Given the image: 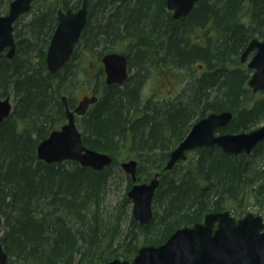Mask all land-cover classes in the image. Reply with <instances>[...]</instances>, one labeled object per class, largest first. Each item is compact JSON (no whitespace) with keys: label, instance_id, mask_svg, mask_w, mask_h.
<instances>
[{"label":"trees","instance_id":"obj_1","mask_svg":"<svg viewBox=\"0 0 264 264\" xmlns=\"http://www.w3.org/2000/svg\"><path fill=\"white\" fill-rule=\"evenodd\" d=\"M11 1L0 0V15L7 12ZM118 1L126 8L125 15L114 17V29L104 17L93 22L97 2L104 6ZM218 1L221 3L211 7L208 4L214 2L200 0L189 16L176 20L167 10L166 0H89V19L81 40L70 61L57 73L48 71L46 55L58 11L78 9L82 0H35L29 16L15 24L17 54L8 58L0 53V95L14 97L13 111L0 125V209L4 217L0 240L11 264H107L114 258L131 261L143 240L160 244L176 229L194 225L210 212L227 209L242 217L244 199L264 200V167L255 166L253 161L264 157V141L251 154L202 147L195 150L194 159L187 157L192 163L185 169L175 165L166 170L164 165L195 117L230 110L234 119L219 131L232 133L252 130L264 121V92H253L248 84L252 70L240 59L253 37H264V0H251L241 16L235 10L241 0ZM209 7L212 27L207 34L202 31L207 42L199 44L189 38V19ZM125 16L129 18L123 22ZM166 18L176 21L175 31L165 25ZM255 23L260 26L254 29ZM178 35H183V40L178 41ZM144 38L151 42L140 59L141 68H156L160 74L166 70L180 81L188 72L177 68L179 73L173 72L172 66L184 68L185 64L178 63L183 58L179 55L208 53L201 58L205 69L193 76L185 91L187 100L164 109L158 101L167 99L145 97L142 88L149 81L155 84L158 76L149 75L136 87L131 82L125 88L105 87L99 101L80 117L78 126L84 143L111 153L112 164L95 170L76 161L47 163L40 159L38 144L66 120L60 87L70 73L90 67L92 79L97 64L103 70L99 60L106 52L126 53L132 60L142 51ZM222 69L229 71L227 76ZM98 90V85L91 86L92 92ZM129 90L136 92L141 107L122 113L123 107L130 106ZM163 109L166 113L160 120ZM128 157L138 160L140 180L145 174L141 182L160 174L148 224L134 218L127 191L121 201L109 200L112 179L118 176L115 170ZM127 179L129 189L130 175ZM260 203L263 209L256 213L264 216V202Z\"/></svg>","mask_w":264,"mask_h":264},{"label":"water","instance_id":"obj_2","mask_svg":"<svg viewBox=\"0 0 264 264\" xmlns=\"http://www.w3.org/2000/svg\"><path fill=\"white\" fill-rule=\"evenodd\" d=\"M34 0H12L7 13L0 15V52L12 58L16 53L14 23L30 11ZM199 0H167L168 7L175 9V17L187 15ZM88 2L82 0L77 11L59 10L58 24L53 33L46 56L49 72L60 70L72 57L88 22ZM256 50L248 67L254 69L249 85L256 92L264 89V38L251 39L242 53L246 62L250 51ZM108 83H124L128 77L126 55L109 52L103 56ZM67 108V121L53 129L37 146V155L47 163L76 161L82 166L101 170L110 165L112 157L88 147L76 123V115H84L90 104L98 101L96 95H85L70 110L67 96L62 97ZM13 103L10 97H0V124L10 116ZM232 112H211L194 124L186 136L171 152L165 168L172 169L177 162L187 158V151L203 146L218 145L230 154H251L264 140V124L237 133L218 132L226 127ZM133 180L137 179L136 159L121 163ZM160 184L157 172L149 182H136L127 192L133 202L132 213L136 220L148 224L153 217V200ZM4 217L0 209V236ZM7 253L0 240V264H7ZM107 264H264V216L248 212L237 219L229 210L207 213L202 222L175 230L159 245H143L132 261L115 258Z\"/></svg>","mask_w":264,"mask_h":264},{"label":"bare ground","instance_id":"obj_3","mask_svg":"<svg viewBox=\"0 0 264 264\" xmlns=\"http://www.w3.org/2000/svg\"><path fill=\"white\" fill-rule=\"evenodd\" d=\"M216 3H221V2H219L218 0L217 1H215L214 3H212V4H208V6H214V7H216ZM119 5H121V6H119ZM122 5H124V3H122L121 1H118L117 3H115L114 5H112V4H109V5H102V4H98V2L96 3V5H95V9H94V14H95V17H97L96 19V21L97 22H99L100 21V19H101V17H104L107 21H109L108 23H109V26H110V28L111 29H114V27L115 26H113V23H114V20H116L114 17H117V16H123V15H125V12H124V9L126 8L125 6H122ZM251 5V0H241L240 2H239V5H237L236 6V8H235V10H236V14L237 15H243L244 14V12H245V9L248 7V6H250ZM166 6H167V10L171 13V15H172V17H173V19H179V18H181V17H187V16H189L190 15V13H191V11L193 10V8H192V10L187 14V15H184V16H181V17H179V18H177V17H175V9H170L169 7H168V4H167V0H166ZM197 6V5H196ZM201 11H204V12H202L201 13ZM205 12H208L207 14H208V16H207V18H205ZM199 13L200 14H198V16L196 17V15L195 14H193L191 17H190V19H189V27H191V29L189 30V38L191 39V40H195V33L193 32L194 31V27L196 26V23L198 24V26H197V28H199L200 30H202L204 33H209V31H210V29H211V27H212V17L210 18V7L207 9H204V8H201L200 9V11H199ZM223 13H225V12H223ZM88 14H89V7H88ZM202 14V15H201ZM127 18H129L128 16H125V17H123V22L124 21H126L127 20ZM166 19H168V18H166ZM103 22H105V21H103ZM165 25H167V26H169V29H171L172 28V31H175L176 30V28H174L175 27V25H176V21L175 20H172V19H168V20H166L165 21ZM113 26V27H112ZM123 27V25L121 26V28ZM185 27V26H184ZM196 29V28H195ZM181 37V38H180ZM188 37V36H187ZM143 37H141V38H139L138 40H141ZM207 38H208V36H207ZM253 38H258V37H253ZM252 38V39H253ZM179 39H181V40H183V35H178L177 36V40L179 41ZM149 39H147V38H144L143 39V41H142V43H143V49H142V51L141 52H139V53H137V55H135L134 56V59H130L129 58V61H128V71L131 73V74H134L136 77L138 76V73H139V70H140V67H141V64H142V61L140 60V59H142V57L145 55V50H147V48H148V46L150 45L149 44V42H151L150 40L148 41ZM207 42V40H205L204 39V37H203V39L202 40H198V42H199V44H202V42ZM251 41V40H250ZM249 41V42H250ZM188 42L189 41H187V44H188ZM154 45H156V43H155V41H154V43H153ZM190 44V43H189ZM208 44H209V41H208ZM249 44V43H248ZM157 46H159V43H157ZM248 47V45L246 46V48ZM246 48L244 49V51L246 50ZM149 49V48H148ZM243 51V52H244ZM114 52H118V53H120L119 51H114ZM242 52V53H243ZM242 53L240 54V58H241V56H242ZM176 54L177 55H179V53H178V51H176ZM207 55H208V53H205V52H198V51H195V52H193L192 54H186V55H179L180 57H183V58H181L180 59V62L178 61V63L179 64H185L184 65V68H179L177 65L176 66H172V67H174L173 68V72L175 73V72H177V69H184L186 72H188V74H186L185 75V77L184 78H182L181 79V81H180V84L178 85V88H176L174 91H172V92H170V94H167V95H162V94H157V95H155V98L157 99V100H163V99H167V100H165V101H158V102H160L162 105H163V107H164V109H167V108H169L170 106H172V105H178L180 102H182V101H186L187 99V97H186V94H185V91H188L189 90V85H190V82L192 81V78H193V76L194 75H197V74H200L201 72H202V70H204L205 69V67H206V64L205 63H203L202 61H201V58H205V57H207ZM226 61H228V59L226 60ZM199 66V70L198 71H196L195 70V68H197ZM175 68H177V69H175ZM247 68L248 69H250L251 70V68H249L248 66H247ZM214 71L216 70V69H213ZM102 69H101V67L100 66H98V68H97V70H96V72L95 71H93L92 72V78H93V76L95 75V84H93V85H98V89L101 91V92H103L104 93V89H106L105 87H108V86H110V83H108V81L107 82H105V80L107 79V78H105V75H102ZM222 72H224V76H227L228 75V70H226V69H222ZM152 73H153V75H152ZM177 73H179V72H177ZM149 75H151L152 77H157V75H159V71L155 68V69H147V70H145V72L143 73V76H142V79L141 80H148L149 79ZM135 83H137L136 81L134 82L133 80H132V82H131V84L134 86V87H136L137 86V84H135ZM146 86H147V83L144 85V88H142V90L143 89H145L146 88ZM128 95H129V101H130V106L129 107H123L122 108V113H126L127 112V110H135V109H137V108H140L141 107V105L139 104V102L137 101V97H136V92L134 91V90H129V93H128ZM9 97H10V99L12 100V101H14V97L13 96H11V95H8ZM7 96V97H8ZM157 100H155V102L157 101ZM140 106V107H139ZM162 110V114H161V118H160V120H163V114L164 113H166V111L165 110ZM227 111H230V110H227ZM232 112V111H231ZM207 116V115H206ZM205 117V116H204ZM234 117H235V113L234 112H232V118H231V120H230V122H229V124L231 123V121L234 119ZM203 118V117H202ZM200 119L201 118H197V117H195L194 119H193V121H192V126L194 125V124H196V123H198L199 121H200ZM192 126L190 127V130H191V128H192ZM228 126V125H227ZM190 130H189V132H190ZM95 131V130H94ZM188 132V133H189ZM188 133L181 139V141H183L184 139H186V136L188 135ZM232 133V132H231ZM235 133H237V132H235ZM97 133H95L94 132V135H96ZM42 141V140H41ZM180 141V142H181ZM179 142V143H180ZM178 143V144H179ZM177 144V145H178ZM176 145V146H177ZM88 146V145H87ZM215 146H217V147H219L218 145H215ZM215 146H203V147H215ZM88 147H90V146H88ZM90 148H92V149H95V148H93V147H90ZM199 148H202V147H199ZM199 148H197V149H199ZM221 150H223L221 147H219ZM197 149H194V150H189V151H187V156H189V155H191V154H194L195 153V150H197ZM95 150H97V149H95ZM98 151H100V152H102V153H104V154H108L110 157H112V161H114V157H113V155L111 154V153H109L108 151H104V150H98ZM124 151H125V149H124ZM224 151V150H223ZM225 152V151H224ZM227 153V152H226ZM131 159H135V158H133V157H128V159H125V160H131ZM85 167H87V166H85ZM131 181H132V185H131V187L134 185V184H136V182H138V183H140L141 182V180H140V178H139V176H138V174H137V179L136 180H133L132 178H131ZM144 182H147V180L146 181H144ZM130 187V188H131ZM129 188V189H130ZM129 189H128V191H129ZM127 191V192H128ZM121 199H122V196L118 199L119 201H121ZM230 211V210H229ZM231 212V211H230ZM232 213V212H231ZM2 230H3V228H2ZM7 257H8V255H7ZM7 264H11L9 261H8V258H7Z\"/></svg>","mask_w":264,"mask_h":264},{"label":"rangeland","instance_id":"obj_4","mask_svg":"<svg viewBox=\"0 0 264 264\" xmlns=\"http://www.w3.org/2000/svg\"><path fill=\"white\" fill-rule=\"evenodd\" d=\"M207 1L215 2V0H206V2ZM196 5L194 7H196ZM96 18L97 17H95V16L93 17V22L95 20H97ZM257 24L258 23L252 24V28L254 27V29H255L256 27L260 26ZM193 32L195 33V40H202L203 39L202 30H200L199 28H196V29H194ZM157 55H155V56H157ZM157 59H158V62L162 63L160 61L159 57ZM158 62H157V65H158ZM153 68H155V67L153 66ZM163 68H162V70H163ZM195 70L198 71L199 66L197 68H195ZM84 71H86V72H84ZM84 71L83 72L82 71L76 72L75 74L73 72L70 73V75L65 79V81L62 83V85L60 87L61 91L63 92L64 95L68 94L69 96H71V98H73V102L75 100L77 102L84 95L92 93L91 92V86L93 85V80L91 79L90 67H88L87 70L84 69ZM157 76L159 79L158 80L154 79L155 84L152 85V82L149 81L146 88L142 90V94L145 97L157 95L159 93L162 95L170 94V92H172L176 88H178V85L180 84V77L173 74V73H166V70H163L162 73L161 74L159 73V75H157ZM143 82H144V80H143ZM253 92H254V90H253ZM254 93H257V92H254ZM218 112H220V111H218ZM262 124H264V121L260 125H262ZM260 125H258V126H260ZM79 126H80V120H79ZM189 158L194 159V154L189 155L188 159ZM188 159L177 162L176 163L177 167L181 170V169H185L186 167L190 166V164L192 162H190V160H188ZM122 161H124V160H122ZM167 161L168 160H166L164 163L165 166L167 164ZM253 161L256 164L255 166L260 167V168L264 167V157H262V158L255 157V160H253ZM115 171L118 174V176H116L112 179L113 184L110 187V194H109V200L112 202H115V201L117 202V200L121 197V195L124 192L128 191L127 187L129 184L128 179H127V176L129 174L123 169V167L121 165H119ZM141 176H142L141 181H143L145 179V174L144 175L141 174L140 177ZM260 201L264 202V200L262 198L256 199L255 197H253V199L251 200L249 197H247L246 199H244V201L242 202V203H244L243 209L246 210L244 214H246L248 212L256 213L258 211V209H260V208L263 209V207H262L263 204H261ZM236 205L237 204H234L231 207L234 208ZM131 208H133V202H132ZM142 242H144V243H140V245L155 244V243H145L146 240H143Z\"/></svg>","mask_w":264,"mask_h":264},{"label":"flooded vegetation","instance_id":"obj_5","mask_svg":"<svg viewBox=\"0 0 264 264\" xmlns=\"http://www.w3.org/2000/svg\"><path fill=\"white\" fill-rule=\"evenodd\" d=\"M33 3H34V1L32 2V7H33ZM81 6H82V4H81ZM80 6V7H81ZM32 7H31V9H30V11H28V12H26V13H24V14H22L17 20H16V22L14 23V38H15V41H16V53L14 54V56L13 57H15V55L17 54V52H18V39L16 38V36H15V24L19 21V19H21V18H23V17H25V18H27L28 16H29V14H30V12H31V10H32ZM79 7V8H80ZM88 7H89V3H88ZM78 8V9H79ZM8 9H9V7H8ZM68 9H70V8H68ZM68 9H65V10H63V9H60V10H63V11H66V10H68ZM71 9H73V10H75V11H77L78 9L77 8H73V7H71ZM7 12H8V10H7ZM6 12V13H7ZM88 19H89V14H88ZM83 34V33H82ZM264 38V37H263ZM250 43V42H249ZM50 45V44H49ZM249 45V44H248ZM77 46H78V44H76V46H75V49H74V52H75V50H76V48H77ZM256 48L254 49V50H252V51H250L249 52V54H248V58H247V63L252 59V57L254 56V54L256 53ZM48 51V50H47ZM6 52H7V50L6 51H4V52H0V53H5L6 54ZM74 52H73V54H74ZM110 52H114V51H110ZM107 53H109V52H106L105 54H107ZM120 53H122V52H120ZM104 54V55H105ZM122 54H124V55H126V57H127V60L129 61V56L126 54V53H122ZM103 55V56H104ZM6 56H7V54H6ZM47 56V55H46ZM73 56V55H72ZM103 56H101L100 57V62L102 63V65H103V71H102V75H105V78H108V75H107V71L105 70V65H104V62H103ZM8 57V56H7ZM12 57V58H13ZM8 58H10V57H8ZM72 58V57H71ZM70 61V60H69ZM98 61V62H99ZM97 62V63H98ZM67 64V63H66ZM65 64V65H66ZM64 65V66H65ZM63 66V67H64ZM62 67V68H63ZM61 68V69H62ZM97 68H98V64H97V66H95L94 68H93V71H95L96 72V70H97ZM60 69V70H61ZM59 71V70H58ZM57 71V72H58ZM57 72H55V73H57ZM145 72V69H143V68H141L140 67V70H139V73H138V76L136 77L134 74H131L129 71H128V77H127V79H126V81L124 82V83H122V84H120V83H117V82H112V83H110V85H116V86H119V87H121V88H125V86H126V84H128V83H130V82H132V80L135 82H137V83H135V84H137V86H139L141 83H142V81L143 80H141L142 79V76H143V73ZM50 73H52V72H50ZM92 80H93V84H95V75L93 76V78H92ZM105 82H107V79L105 80ZM259 91H263L264 92V89H261V90H259ZM259 91H256V92H259ZM92 92V91H91ZM255 92V91H254ZM102 94H103V92H101L100 90H98V91H94V92H92V93H90V94H86V95H96L97 97H98V101H99V99L101 98V96H102ZM64 96V94L62 95V97ZM66 96H67V102H68V106H69V109L70 110H75V108H76V106L79 104V102H80V100L85 96H83L81 99H79V101H77L76 102V100L73 102V104L72 105H69V98H70V96L68 95V94H66ZM0 97H2V98H5V97H7V96H1L0 95ZM97 101V102H98ZM97 102H95V103H93V104H90L89 105V107H88V110H87V112L90 110V108L94 105V104H96ZM12 103H13V108H14V101H12ZM65 104V103H64ZM65 111H66V120H65V122L67 121V108H66V104H65ZM86 112V113H87ZM85 113V114H86ZM84 114V115H85ZM11 115V114H10ZM84 115H76V123H77V125H79V119H80V117H82V116H84ZM8 118V117H7ZM6 118V119H7ZM5 119V120H6ZM4 120V121H5ZM64 122V123H65ZM63 123V124H64ZM63 124H61L60 125V127L63 125ZM1 125V124H0ZM60 127H57V128H60ZM81 131V130H80ZM139 164V163H138ZM151 179H149L148 180V182L150 181ZM237 218H239V217H237ZM203 220H204V218H203ZM202 220V221H203ZM202 221H199V222H202Z\"/></svg>","mask_w":264,"mask_h":264}]
</instances>
